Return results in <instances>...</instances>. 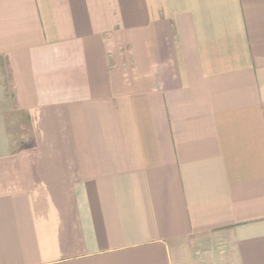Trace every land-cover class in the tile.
Wrapping results in <instances>:
<instances>
[{
  "label": "crops",
  "instance_id": "0c3cea01",
  "mask_svg": "<svg viewBox=\"0 0 264 264\" xmlns=\"http://www.w3.org/2000/svg\"><path fill=\"white\" fill-rule=\"evenodd\" d=\"M0 264H264V0H0Z\"/></svg>",
  "mask_w": 264,
  "mask_h": 264
},
{
  "label": "rangeland",
  "instance_id": "374dc122",
  "mask_svg": "<svg viewBox=\"0 0 264 264\" xmlns=\"http://www.w3.org/2000/svg\"><path fill=\"white\" fill-rule=\"evenodd\" d=\"M209 250H207V251H213V249L215 250V248H208ZM216 249H218V248H216ZM220 249V248H219ZM222 249V248H221Z\"/></svg>",
  "mask_w": 264,
  "mask_h": 264
}]
</instances>
